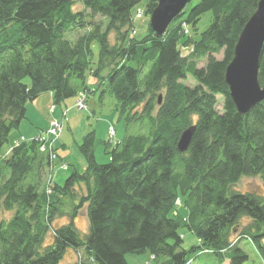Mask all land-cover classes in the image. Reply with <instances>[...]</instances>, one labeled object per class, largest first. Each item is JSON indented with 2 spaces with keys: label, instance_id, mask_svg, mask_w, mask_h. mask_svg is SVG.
Returning a JSON list of instances; mask_svg holds the SVG:
<instances>
[{
  "label": "trees",
  "instance_id": "16d2710c",
  "mask_svg": "<svg viewBox=\"0 0 264 264\" xmlns=\"http://www.w3.org/2000/svg\"><path fill=\"white\" fill-rule=\"evenodd\" d=\"M76 1L82 9L74 10ZM141 1L0 0V150L27 102L44 92L60 104L101 87L125 122L146 124L143 134L118 141L110 126L104 163L95 158L94 131L86 133L78 145L85 168L73 167L62 182L44 176L57 157L52 140L11 138L18 143L0 156V264H60L69 252L74 264H133L128 253H148L146 264H186L199 251L243 264V240L264 257V195L235 189L242 177L264 181V98L240 114L224 80L259 0H199L187 8L189 0L161 36L148 21L136 37L133 8ZM157 2L147 0L146 15ZM206 12L209 24L199 31ZM258 82L264 87V47ZM187 129L191 140L179 151ZM84 208L82 233L74 219ZM181 229L198 244L184 248Z\"/></svg>",
  "mask_w": 264,
  "mask_h": 264
},
{
  "label": "rangeland",
  "instance_id": "374dc122",
  "mask_svg": "<svg viewBox=\"0 0 264 264\" xmlns=\"http://www.w3.org/2000/svg\"><path fill=\"white\" fill-rule=\"evenodd\" d=\"M199 0H191L187 3V8L191 5L197 3ZM147 0H142L133 8V23L134 29L136 31L135 36L141 37L147 31V24L150 15H146L144 11L145 3ZM83 6L80 2L76 1L74 10L82 9ZM137 11V17H134ZM93 22H102L104 26V19L99 17H94ZM210 21V12L203 14L197 26L199 31L204 30ZM85 29L74 30L70 35L73 40ZM112 35V34H111ZM93 50V60L97 59L98 54V43L95 42L92 45ZM186 54V50L182 52ZM216 59L222 57L221 54L215 56ZM205 64V59L198 61V66L201 67ZM87 83L92 85L95 81L94 78L87 75ZM24 81L30 83V78L25 77ZM190 84L194 82L189 80ZM81 90L76 96L67 98L60 104H54L52 96L49 92H44L39 97L33 101H29L26 104L25 118L21 121L18 128L11 131L9 136V143H5L0 150V156L6 154L10 149L11 141L17 139L11 138H21L25 137L26 140L32 139L41 133L43 135V140L48 141L56 148L55 154L57 155L56 160L53 161L54 166H52V171H47L44 176L48 177L53 175L57 182H62L68 175L69 170L73 167L77 168L79 171L85 168V161L83 156L79 151L78 145L81 143L83 136L91 131H94L96 142L99 144L95 145V158L99 163H104L107 161V156L103 151V141L109 140L108 129L110 126L115 130V135H113L114 141L123 139L127 134H143L146 130V124H139L133 122H125V120L118 115L116 106L117 101L114 96L109 93H101V87L97 88L92 93L88 94ZM85 104V107H80V104ZM221 107V103L218 105ZM56 127V133H51V128ZM19 140H17L18 143ZM14 142L15 145H17ZM62 164H67L68 169L63 170ZM235 189L240 191H252L264 195V181L260 177H242L237 183ZM177 204H180L179 201ZM70 201L65 200V210H70ZM84 209H80L78 214L74 219V223L80 232L85 233L87 230V216ZM67 218H61L57 220V223H64ZM247 220H242L246 222ZM184 235L183 247L186 249L191 248L198 244L195 235L186 229H181ZM240 232L233 233L232 241L238 239ZM264 247V239L262 240ZM243 250L248 255V259L243 262V264H264V257L260 255L254 245L250 242L243 240L240 243ZM190 260L186 264H229L228 261L219 262L217 256L205 252L199 251L198 253H189ZM149 254H126L125 258L127 262L133 264H146L149 263ZM76 256L73 253H67V255L62 259L60 264H74Z\"/></svg>",
  "mask_w": 264,
  "mask_h": 264
},
{
  "label": "water",
  "instance_id": "95a60500",
  "mask_svg": "<svg viewBox=\"0 0 264 264\" xmlns=\"http://www.w3.org/2000/svg\"><path fill=\"white\" fill-rule=\"evenodd\" d=\"M189 0H158L149 18V27L156 36H161L168 24L184 8ZM264 47V0H259L256 10L240 32L233 56L224 72L229 94L240 114L264 98V87L258 82V66ZM192 136V129L182 133L178 142L179 151H185Z\"/></svg>",
  "mask_w": 264,
  "mask_h": 264
},
{
  "label": "built area",
  "instance_id": "2783aa9c",
  "mask_svg": "<svg viewBox=\"0 0 264 264\" xmlns=\"http://www.w3.org/2000/svg\"><path fill=\"white\" fill-rule=\"evenodd\" d=\"M80 107H83V108L85 107L84 102H83V104H82V103L80 104ZM51 133H53V134L56 133V127H52V128H51Z\"/></svg>",
  "mask_w": 264,
  "mask_h": 264
}]
</instances>
